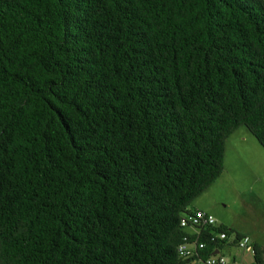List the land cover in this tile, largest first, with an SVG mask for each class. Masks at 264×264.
<instances>
[{
  "label": "trees",
  "instance_id": "trees-1",
  "mask_svg": "<svg viewBox=\"0 0 264 264\" xmlns=\"http://www.w3.org/2000/svg\"><path fill=\"white\" fill-rule=\"evenodd\" d=\"M240 126L264 149V0H0V264L222 252L182 220Z\"/></svg>",
  "mask_w": 264,
  "mask_h": 264
},
{
  "label": "rangeland",
  "instance_id": "rangeland-1",
  "mask_svg": "<svg viewBox=\"0 0 264 264\" xmlns=\"http://www.w3.org/2000/svg\"><path fill=\"white\" fill-rule=\"evenodd\" d=\"M223 173L196 197L191 208H200L236 233L264 246V149L246 126L226 140ZM237 259L251 261L252 255L236 246L223 250Z\"/></svg>",
  "mask_w": 264,
  "mask_h": 264
},
{
  "label": "built area",
  "instance_id": "built-area-1",
  "mask_svg": "<svg viewBox=\"0 0 264 264\" xmlns=\"http://www.w3.org/2000/svg\"><path fill=\"white\" fill-rule=\"evenodd\" d=\"M215 222V218L213 215L206 213L205 211L198 210L195 213H190L187 216V219L182 220V224L186 225L188 223L195 224V225H209ZM221 238H225L226 234L222 233L220 235ZM199 248H203L204 244H199ZM238 247L241 249L246 250L247 252H251L252 254L254 253L253 247L249 244V239L247 237H243L239 243ZM178 252L180 254H183L185 256H193V255H198V247L197 243L193 242L190 244H181L178 247ZM190 264H238L237 262L228 259L224 255H210L206 259H198L192 261Z\"/></svg>",
  "mask_w": 264,
  "mask_h": 264
},
{
  "label": "clouds",
  "instance_id": "clouds-1",
  "mask_svg": "<svg viewBox=\"0 0 264 264\" xmlns=\"http://www.w3.org/2000/svg\"><path fill=\"white\" fill-rule=\"evenodd\" d=\"M202 211H204V210H202ZM206 212V211H205ZM207 213V212H206ZM212 215V214H211ZM215 218V217H214ZM213 225H215V226H218V225H220V224H216V219H215V222L214 223H212ZM204 226H208V225H204ZM222 233H220V234H218L217 235V237L219 238V239H228V245L226 246L227 248H229V245H232V246H236V247H238V243H239V241L243 238V237H247L248 239H250V237L249 236H246V235H242V237H240V238H238L237 239V237H236V235H235V237H233V234H231L230 235V237H225V238H221L220 237V235H221ZM226 234V233H225ZM195 242L197 243V247H198V251L200 252L201 250H203L204 249V247H205V244L204 243H202V244H204V247L203 248H199V244H201V243H199L197 240H195ZM251 245V244H250ZM252 246V245H251ZM227 248H224L223 250H225V249H227ZM246 251V250H245ZM247 252V251H246ZM251 253V252H250ZM212 254H214V255H224V256H227V258L229 259V257H228V254H226V253H223V251L222 252H219V250H215V252H213ZM211 254V255H212ZM251 255H253L252 253H251ZM261 264H264V260H262V263Z\"/></svg>",
  "mask_w": 264,
  "mask_h": 264
},
{
  "label": "crops",
  "instance_id": "crops-1",
  "mask_svg": "<svg viewBox=\"0 0 264 264\" xmlns=\"http://www.w3.org/2000/svg\"><path fill=\"white\" fill-rule=\"evenodd\" d=\"M255 243H258L257 241H254ZM258 244H260V243H258ZM263 246V245H262ZM264 247V246H263ZM225 248H227V247H225Z\"/></svg>",
  "mask_w": 264,
  "mask_h": 264
}]
</instances>
